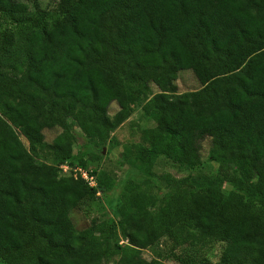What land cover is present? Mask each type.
<instances>
[{"label": "trees", "instance_id": "1", "mask_svg": "<svg viewBox=\"0 0 264 264\" xmlns=\"http://www.w3.org/2000/svg\"><path fill=\"white\" fill-rule=\"evenodd\" d=\"M35 1L0 0L3 264H106L116 255L141 264L143 249L155 256L147 264H164L162 239L172 248L220 242L218 264H264V0H58L53 10ZM187 69L201 86L176 93ZM139 103L154 122L143 134L151 153L192 167L208 138L221 179L200 175L185 191L176 185L187 178L172 180L159 200L149 186L126 187L118 222L77 230L72 209L112 182L94 169L96 187L59 174L75 165L67 121L103 144ZM62 124L47 142L44 130Z\"/></svg>", "mask_w": 264, "mask_h": 264}, {"label": "rangeland", "instance_id": "2", "mask_svg": "<svg viewBox=\"0 0 264 264\" xmlns=\"http://www.w3.org/2000/svg\"><path fill=\"white\" fill-rule=\"evenodd\" d=\"M57 3L58 0H38L31 2V5L53 10ZM176 83V93L192 91L201 86L194 73L189 69L178 72ZM154 91L157 92V88H154ZM117 108V104L112 103L108 110L109 115H113ZM67 122L70 125L72 135V152L75 159L72 161L75 164L73 166L87 170L94 169L98 177L105 182H112L111 188L105 193L84 199L72 209L70 217L77 230L96 225V229L100 231L103 229V221L118 222L125 215V210L119 205L121 201H116V198L126 187L131 186L132 189L134 185L149 186V192L159 200L169 187L176 185L172 180L187 178V183L176 185L177 189L185 191L198 186L195 183L197 176L210 175L218 180L221 179L218 174V163L212 160L209 155L208 138L201 143V160L192 167L180 168L167 157L151 153L148 141L143 138V134L154 122L152 119L143 116L141 103L134 106L130 117L111 132L103 144H97L93 139H89L72 120ZM63 129V124L45 129V140L51 142ZM20 138L27 147L26 138L22 135ZM44 154L49 155L50 152L47 151ZM46 161L56 164L51 157H48ZM59 174L63 175L64 172L60 169ZM167 175L169 178H166ZM145 181L148 183L146 184ZM222 187L224 192L234 189L227 182H223ZM240 191L253 198L252 189L241 188ZM116 235L115 240L120 243L126 242L118 232ZM222 246L223 244L220 242H211L204 246L195 244L172 248L169 241L162 239L160 260L164 264H218ZM154 257L150 250L143 249L141 264H147ZM120 261L119 255H116L106 260L105 263L118 264ZM0 264H3L1 260Z\"/></svg>", "mask_w": 264, "mask_h": 264}, {"label": "built area", "instance_id": "3", "mask_svg": "<svg viewBox=\"0 0 264 264\" xmlns=\"http://www.w3.org/2000/svg\"><path fill=\"white\" fill-rule=\"evenodd\" d=\"M60 167L63 170V172L73 171L75 176L79 174L81 178H83L89 186L91 187L97 186L96 175L91 173L89 170H86L80 167H72L68 163H64L60 165ZM97 194H99V192H97Z\"/></svg>", "mask_w": 264, "mask_h": 264}]
</instances>
